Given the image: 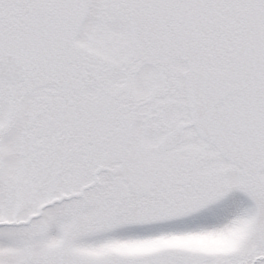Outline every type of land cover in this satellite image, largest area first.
Listing matches in <instances>:
<instances>
[{
	"label": "snow or ice",
	"instance_id": "obj_1",
	"mask_svg": "<svg viewBox=\"0 0 264 264\" xmlns=\"http://www.w3.org/2000/svg\"><path fill=\"white\" fill-rule=\"evenodd\" d=\"M0 264H264V0H0Z\"/></svg>",
	"mask_w": 264,
	"mask_h": 264
}]
</instances>
